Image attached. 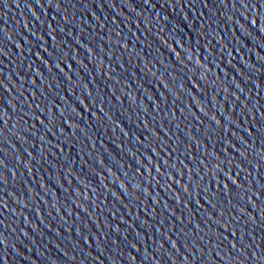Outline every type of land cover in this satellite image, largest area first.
<instances>
[{
	"label": "water",
	"instance_id": "95a60500",
	"mask_svg": "<svg viewBox=\"0 0 264 264\" xmlns=\"http://www.w3.org/2000/svg\"><path fill=\"white\" fill-rule=\"evenodd\" d=\"M0 264H264V0H0Z\"/></svg>",
	"mask_w": 264,
	"mask_h": 264
}]
</instances>
